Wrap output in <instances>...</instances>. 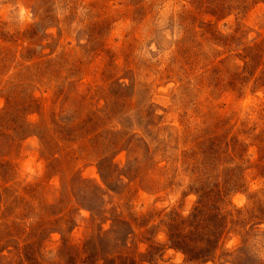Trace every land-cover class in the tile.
I'll return each instance as SVG.
<instances>
[{"label": "rangeland", "instance_id": "obj_1", "mask_svg": "<svg viewBox=\"0 0 264 264\" xmlns=\"http://www.w3.org/2000/svg\"><path fill=\"white\" fill-rule=\"evenodd\" d=\"M262 41L264 0H0V264H192L164 222L216 188L204 264H264Z\"/></svg>", "mask_w": 264, "mask_h": 264}, {"label": "trees", "instance_id": "obj_2", "mask_svg": "<svg viewBox=\"0 0 264 264\" xmlns=\"http://www.w3.org/2000/svg\"><path fill=\"white\" fill-rule=\"evenodd\" d=\"M246 72L264 68V41L245 49ZM261 87L264 88V69L260 77ZM223 152L214 154L220 157ZM217 190L202 191L193 212L182 217L177 213H171L164 222L166 227L168 246L185 256L186 262L192 264H204L214 261L227 229V218L220 210V203L224 193L229 190L216 188ZM216 196H212L216 194ZM240 223H244L239 219ZM103 238L88 241L84 246L86 258L84 263L97 264L100 255V244ZM156 247L155 249H157ZM28 254L26 253V256ZM112 264H135L134 260L127 256L119 255L115 259H109Z\"/></svg>", "mask_w": 264, "mask_h": 264}]
</instances>
